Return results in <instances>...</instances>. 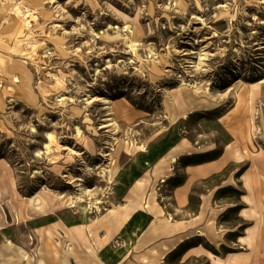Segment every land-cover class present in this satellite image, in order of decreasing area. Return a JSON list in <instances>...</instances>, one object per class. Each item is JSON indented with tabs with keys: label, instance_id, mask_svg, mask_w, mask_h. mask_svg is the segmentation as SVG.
<instances>
[{
	"label": "rangeland",
	"instance_id": "rangeland-1",
	"mask_svg": "<svg viewBox=\"0 0 264 264\" xmlns=\"http://www.w3.org/2000/svg\"><path fill=\"white\" fill-rule=\"evenodd\" d=\"M230 114L245 126L242 162L194 186L177 210L181 156L231 141L221 125ZM180 120L184 138L141 170L138 154ZM256 154L264 156V0H0V264H39V248L44 264L54 254L57 264H108L106 247L126 264L140 233L121 234L124 225L97 246L103 232L92 227L125 203L122 180L141 172L151 197L143 212L158 206L170 222L188 221L207 188ZM236 173L232 188L243 193ZM220 189L213 203L243 206ZM224 212L214 224L222 244L200 229L184 247L239 251L225 236L247 223ZM46 218L54 221L36 227ZM178 260L160 264H211Z\"/></svg>",
	"mask_w": 264,
	"mask_h": 264
},
{
	"label": "crops",
	"instance_id": "crops-1",
	"mask_svg": "<svg viewBox=\"0 0 264 264\" xmlns=\"http://www.w3.org/2000/svg\"><path fill=\"white\" fill-rule=\"evenodd\" d=\"M235 117L236 115L234 114L225 118L224 122H221V125L230 135L231 141L223 145L220 157L198 165L181 167V171L184 174V181L172 189V199L177 210L186 211V207L189 205V194L194 186L208 180L214 175L222 173L230 165H236L242 162V154L244 153L242 147L245 144L246 137L245 126L243 122H240L239 118L236 119ZM190 154H193V152ZM247 160L248 163L244 171L238 175L237 179L234 178L243 192L240 196L243 208L238 211V217L247 223V227L244 229L242 236L238 237L234 243V246L239 251L223 256L212 255V257L202 247L196 246L188 249L182 256L203 255L210 259L211 264H264V156L256 154ZM236 170L234 169L230 173V176L223 180L220 185L207 188L205 190L206 193L200 195L199 211L192 218L190 217L188 221L170 222L166 218V215L164 216L165 213L161 208L158 206L155 208L153 206L151 212H148L152 220L136 238V246L138 248L135 246L132 248H135L137 251L134 254H127L130 260H124L127 262L126 264H160L181 243L190 238L202 235L203 231L213 239V245L217 246L222 244L225 232L223 230H216L214 226L215 217L225 211L228 206L216 205L212 202V198L213 193L217 189L226 186L235 187L230 178L237 172ZM215 207L218 209H214ZM143 209L141 208L135 212H143ZM211 211H215V216L212 219L202 222L204 216L212 215ZM211 221L212 223H210ZM200 229L204 230L200 231ZM120 230L121 228L111 234L105 244ZM98 231L103 232L102 236L105 235L104 230ZM165 248L173 250L163 258L158 259L157 253L163 252ZM152 249L156 251V254L152 253ZM43 252L44 250L41 248L36 250V259L39 261V264H44L45 258L42 256ZM51 257L52 261L50 264H57L58 258L55 254ZM143 257L146 260H143Z\"/></svg>",
	"mask_w": 264,
	"mask_h": 264
},
{
	"label": "trees",
	"instance_id": "trees-1",
	"mask_svg": "<svg viewBox=\"0 0 264 264\" xmlns=\"http://www.w3.org/2000/svg\"><path fill=\"white\" fill-rule=\"evenodd\" d=\"M200 114H197L195 116H199ZM192 114H190L189 118H192ZM181 123H183V120L178 121L176 124L173 126L169 127L162 135H160L157 139V141L153 144H151L145 152H141L138 154L137 160L139 165L141 166V170L146 169L148 166H151L154 164L162 155H164L170 148L174 147L177 142L184 138L183 133H184V128H182ZM221 128V127H220ZM230 142V138L228 137V141L224 144H228ZM223 148V147H222ZM222 148H215L210 151H206L203 153H193L189 155H184L181 156L179 162L181 163V166H188V165H198L201 163L209 162L212 160L217 159L220 157L222 154ZM243 169L239 170L236 174L237 176L241 173ZM224 172V171H223ZM222 172V173H223ZM140 173H137L136 175L132 176L130 180H122V183L125 185L123 190L120 192V196L123 197L125 195L126 190L130 187V185L137 180L140 177ZM220 173V174H222ZM219 175V174H218ZM218 175H214L208 180H211ZM236 176V177H237ZM205 180V181H208ZM184 178L180 180L177 185H180L183 183ZM220 190L222 191H235L237 194L238 198L243 194L239 192L238 190H235L234 188L227 186L224 188H221ZM189 203H190V198H189ZM243 206L238 204L235 205L231 208H228L225 210V212L221 215L222 218L225 216L227 213H233V220L236 221L238 218L237 213L240 209H242ZM152 220V217L144 212L137 211L135 212L130 219L127 221L123 229L121 230V234L127 233L129 229H135L137 233H141L146 226L150 223ZM54 221L53 218H46L42 223H38L39 221H36V227H40L42 225L52 223ZM233 227H237L236 231L234 232H228V234L225 236V240H230L231 242H235L236 239L241 236V230H243L245 227L244 225L238 226L237 224H234ZM229 236H233V238H229ZM194 238H190L187 240V242H190ZM196 245H189L188 247H184L183 243L180 244L176 249H174L172 252H170L164 259L168 258L169 256H172L174 259H179L182 257V255L190 248L195 247ZM220 249L223 251L222 254H219L217 250H215L213 247L209 246V251L213 253L214 255H224L227 253L233 252V250L230 248H226L224 245H221ZM108 251V248L106 247L105 249L101 250L99 253V256L101 259L108 263V264H116L120 260L117 259L116 257L108 256L106 255V252ZM108 256V257H107ZM178 260V261H179Z\"/></svg>",
	"mask_w": 264,
	"mask_h": 264
},
{
	"label": "bare ground",
	"instance_id": "bare-ground-1",
	"mask_svg": "<svg viewBox=\"0 0 264 264\" xmlns=\"http://www.w3.org/2000/svg\"><path fill=\"white\" fill-rule=\"evenodd\" d=\"M95 100H100L104 104L110 103L109 99L107 98H96ZM173 154L168 157V159L172 162L174 161ZM166 160L167 156L166 158H161L157 166L160 167L164 165ZM147 183L148 178L145 176H142L139 179L135 180L127 190L125 203L118 207L116 206L114 208H111L104 216L94 222L92 227H95L97 230L105 231L104 236L98 237L96 239V244H105L111 234L117 232L127 223L130 217L134 214L133 212L147 206L151 207V197H146ZM37 202V199L34 200V203ZM171 250L173 249L165 248L163 252L157 253L158 259L163 258ZM152 253L156 254V251L152 249ZM143 260H146V258L143 257Z\"/></svg>",
	"mask_w": 264,
	"mask_h": 264
}]
</instances>
